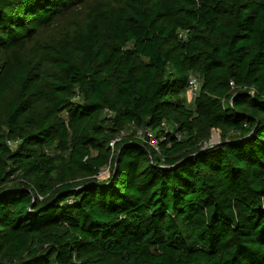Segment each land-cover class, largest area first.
<instances>
[{"label":"trees","instance_id":"trees-1","mask_svg":"<svg viewBox=\"0 0 264 264\" xmlns=\"http://www.w3.org/2000/svg\"><path fill=\"white\" fill-rule=\"evenodd\" d=\"M0 264H264V0H0Z\"/></svg>","mask_w":264,"mask_h":264},{"label":"built area","instance_id":"built-area-1","mask_svg":"<svg viewBox=\"0 0 264 264\" xmlns=\"http://www.w3.org/2000/svg\"><path fill=\"white\" fill-rule=\"evenodd\" d=\"M180 35L184 36L185 33L181 32ZM232 84H234L233 81H231ZM201 86V80L197 74H192L189 79V89L192 92V95H196V93L199 91ZM107 115L111 116L113 115V112L109 111L108 109L106 110ZM125 131H122L120 135H118L113 141H111L110 145L114 147L115 143L119 140L122 139V137L125 135ZM137 137L141 139L143 142H146L149 144L151 147L154 149L158 150L159 149V140L155 134V132L151 129H139L137 132ZM108 171V169L104 170L101 172V174H105Z\"/></svg>","mask_w":264,"mask_h":264},{"label":"rangeland","instance_id":"rangeland-1","mask_svg":"<svg viewBox=\"0 0 264 264\" xmlns=\"http://www.w3.org/2000/svg\"><path fill=\"white\" fill-rule=\"evenodd\" d=\"M189 92L192 94L190 89H189ZM190 93L188 95V99H189V97H190V99L193 97V95H191ZM221 142H222L221 141V130L214 128V129H212L210 139L205 142L203 147H205V146L208 147L210 145L216 146V145L220 144ZM214 146H212V147H214ZM209 148H211V147H209ZM206 149H208V148H206Z\"/></svg>","mask_w":264,"mask_h":264},{"label":"water","instance_id":"water-1","mask_svg":"<svg viewBox=\"0 0 264 264\" xmlns=\"http://www.w3.org/2000/svg\"><path fill=\"white\" fill-rule=\"evenodd\" d=\"M212 146H214V145H210L208 147L205 146V147L202 148V150H205L206 148H209V147H212Z\"/></svg>","mask_w":264,"mask_h":264},{"label":"crops","instance_id":"crops-1","mask_svg":"<svg viewBox=\"0 0 264 264\" xmlns=\"http://www.w3.org/2000/svg\"><path fill=\"white\" fill-rule=\"evenodd\" d=\"M189 93H190V92H188L187 95H189ZM190 94H191V93H190ZM191 95H192V94H191ZM192 98H193V97H192ZM192 98H191V99H192ZM189 100H190V97H189Z\"/></svg>","mask_w":264,"mask_h":264}]
</instances>
